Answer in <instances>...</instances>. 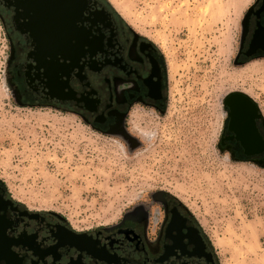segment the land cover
<instances>
[{
	"label": "rangeland",
	"instance_id": "obj_1",
	"mask_svg": "<svg viewBox=\"0 0 264 264\" xmlns=\"http://www.w3.org/2000/svg\"><path fill=\"white\" fill-rule=\"evenodd\" d=\"M255 1L104 0L159 46L167 73L161 112L133 113L105 131L73 112L16 101L0 19V187L79 231L145 213L154 226L165 195L196 221L218 264H264V165L220 142L231 93L248 96L264 124V58L236 63Z\"/></svg>",
	"mask_w": 264,
	"mask_h": 264
},
{
	"label": "flooded vegetation",
	"instance_id": "obj_2",
	"mask_svg": "<svg viewBox=\"0 0 264 264\" xmlns=\"http://www.w3.org/2000/svg\"><path fill=\"white\" fill-rule=\"evenodd\" d=\"M12 57L8 79L22 106H49L80 115L99 130L143 111L161 112L167 94L163 52L102 0H0ZM264 58V0L241 23L236 63ZM220 142L241 161L264 165V124L247 108L239 135ZM247 130L246 132H244ZM259 141L263 149L254 151ZM154 226L148 214L113 227L71 228L53 214L25 208L0 187V264H218L186 209L165 195Z\"/></svg>",
	"mask_w": 264,
	"mask_h": 264
},
{
	"label": "water",
	"instance_id": "obj_3",
	"mask_svg": "<svg viewBox=\"0 0 264 264\" xmlns=\"http://www.w3.org/2000/svg\"><path fill=\"white\" fill-rule=\"evenodd\" d=\"M75 2L76 0H62V3H67L69 8ZM224 104L229 107V130L233 131L236 136H238L240 132V126L244 124L243 119L245 117L246 109L250 108L253 110V112H256L258 110V107L248 96L239 92L231 93L230 95H228L224 100ZM244 132H246L247 134V130H245ZM261 149H263V144L261 141H259L254 151L247 152V154L257 153L261 151Z\"/></svg>",
	"mask_w": 264,
	"mask_h": 264
},
{
	"label": "trees",
	"instance_id": "obj_4",
	"mask_svg": "<svg viewBox=\"0 0 264 264\" xmlns=\"http://www.w3.org/2000/svg\"><path fill=\"white\" fill-rule=\"evenodd\" d=\"M104 1V0H103Z\"/></svg>",
	"mask_w": 264,
	"mask_h": 264
}]
</instances>
